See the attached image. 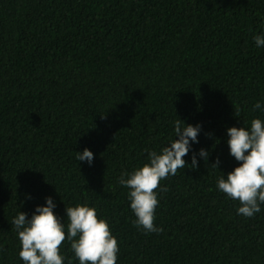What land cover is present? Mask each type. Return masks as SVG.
Listing matches in <instances>:
<instances>
[{"label": "trees", "instance_id": "trees-1", "mask_svg": "<svg viewBox=\"0 0 264 264\" xmlns=\"http://www.w3.org/2000/svg\"><path fill=\"white\" fill-rule=\"evenodd\" d=\"M262 18L264 0H0V264H22L11 221L45 196L65 224V207L94 205L116 264H264V204L244 217L216 188L238 163L226 128L264 119L252 109L264 103ZM178 117L202 125L186 164L210 154L159 182L162 231L145 233L117 179ZM85 147L90 165L76 159ZM60 251L78 264L67 241Z\"/></svg>", "mask_w": 264, "mask_h": 264}, {"label": "clouds", "instance_id": "clouds-1", "mask_svg": "<svg viewBox=\"0 0 264 264\" xmlns=\"http://www.w3.org/2000/svg\"><path fill=\"white\" fill-rule=\"evenodd\" d=\"M252 39L257 49L264 48V31ZM252 109L264 113V103L257 100ZM201 128L199 122L175 120L173 137L159 151L146 149V162L118 177L117 183L128 189L129 208L135 216L132 224L145 233L162 231L154 224L159 204L157 191L166 190L159 182L189 165L196 169L197 157L207 161L210 153L203 147L192 152L190 164L183 159L199 142ZM226 143L229 155L238 163L227 173L219 169V158L211 164L222 173L216 177V188L226 198L238 201V215L252 217L264 204V119L253 117L250 123L243 121L240 126L227 127ZM76 153L77 161L92 163L93 152L89 148ZM55 207L56 201L45 196L44 203L35 205L31 215L19 210L13 217L11 226L19 240L18 257L22 264H65L66 260L72 264V258L60 251L63 241L69 243L78 264H116L118 241L106 219L98 217L94 205L84 202L65 207L66 224L55 214Z\"/></svg>", "mask_w": 264, "mask_h": 264}]
</instances>
